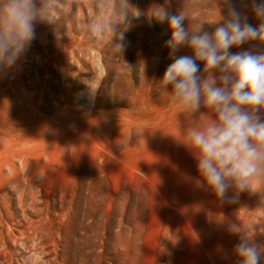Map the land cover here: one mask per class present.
Masks as SVG:
<instances>
[{
  "label": "rangeland",
  "instance_id": "374dc122",
  "mask_svg": "<svg viewBox=\"0 0 264 264\" xmlns=\"http://www.w3.org/2000/svg\"><path fill=\"white\" fill-rule=\"evenodd\" d=\"M67 1L50 0L47 20L60 16ZM180 9L193 24L212 23L220 15L218 0H172V11ZM89 11L84 6V13ZM249 21L258 23L250 12ZM156 31L159 50L142 54L133 50L131 32L114 33L108 45L111 64L100 66L91 53L87 64L68 72V79L59 71L47 95L45 103L51 107L43 117L55 116L69 105L78 115L74 126L85 138L67 150L31 143L25 155L30 167L40 170L37 188L22 202L17 199L15 206L22 215V204L31 210L43 208L33 218H42L39 227L46 230L51 250L58 241V259L54 252L46 257L57 264H237L233 249L240 237L232 234V225L264 246V221L248 213L253 199L249 189L238 195L230 190L221 201L194 187L196 163L176 141L191 120L155 90L175 58L164 47V28ZM184 54L187 49L181 48L176 56ZM45 55V46L36 47L29 64L41 62ZM13 68L0 72V147L4 149L15 146L22 126L29 131L40 126L35 116L22 121L14 110ZM30 80L37 82L39 76ZM7 161L8 157L0 160V168L9 171ZM31 177L32 173L27 175Z\"/></svg>",
  "mask_w": 264,
  "mask_h": 264
},
{
  "label": "clouds",
  "instance_id": "9594fccd",
  "mask_svg": "<svg viewBox=\"0 0 264 264\" xmlns=\"http://www.w3.org/2000/svg\"><path fill=\"white\" fill-rule=\"evenodd\" d=\"M49 3L0 0V72L24 56L36 24L48 22ZM218 8L214 22L193 24L185 10L174 13L172 0H163L147 17L172 33L164 47L175 58L155 90L191 120L175 139L196 163L194 187L223 201L230 190L238 195L254 181L264 183V0H218ZM141 15L137 10L136 18ZM181 48L188 54L176 56ZM231 232L240 237L237 264H264V246L236 225Z\"/></svg>",
  "mask_w": 264,
  "mask_h": 264
},
{
  "label": "bare ground",
  "instance_id": "6f19581e",
  "mask_svg": "<svg viewBox=\"0 0 264 264\" xmlns=\"http://www.w3.org/2000/svg\"><path fill=\"white\" fill-rule=\"evenodd\" d=\"M162 3L163 0H68L60 16L36 24L35 38L13 68L17 81L11 86V99L22 121L35 116L40 126L35 131L22 126L15 135L13 148L0 147V160L8 157L6 165L9 170L0 168V264H57L46 257L54 252V258L58 259V241L52 244L51 250L46 230L39 227L42 218H33L39 217L43 208L31 210L22 204V215L15 204L17 199L22 202L28 192H34L40 176V170L32 169L26 160V150L31 143L40 141L46 143L48 149L61 147L67 150L76 146L79 139L85 138L83 131L74 126L78 115L69 105L61 107L55 116L43 117L44 111L51 107L45 102L54 87V80L60 76L59 71H63L68 79V72L77 65L87 64L91 53H94L100 66H103L102 63L106 66L111 64L113 57L108 51L109 40L118 31L131 32L129 42L138 53L142 54L147 49L151 53L159 50L155 38L157 28H164L162 36L166 40L171 38L170 30L167 23L159 24L154 19L149 23L147 13ZM75 5L79 8L78 12H74ZM84 6L90 9L88 14L84 13ZM137 10L143 13L139 19L136 18ZM125 23L127 27H124ZM134 25L137 28L131 31ZM40 45L46 48L44 59L37 64H29L32 53ZM34 74L39 76L37 82L30 80ZM30 173L33 177L27 178ZM15 182L17 185L11 189ZM249 190L253 199L248 213L254 220L262 222L264 183L254 181ZM20 247L24 249L20 250ZM40 249L42 252H39Z\"/></svg>",
  "mask_w": 264,
  "mask_h": 264
}]
</instances>
